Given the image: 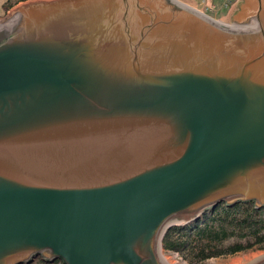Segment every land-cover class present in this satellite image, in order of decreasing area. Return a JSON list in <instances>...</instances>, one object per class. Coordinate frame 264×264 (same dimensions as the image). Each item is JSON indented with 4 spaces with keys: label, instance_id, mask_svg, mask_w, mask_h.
Returning a JSON list of instances; mask_svg holds the SVG:
<instances>
[{
    "label": "water",
    "instance_id": "obj_1",
    "mask_svg": "<svg viewBox=\"0 0 264 264\" xmlns=\"http://www.w3.org/2000/svg\"><path fill=\"white\" fill-rule=\"evenodd\" d=\"M221 20L180 0L0 18V264H168L170 226L264 206V0Z\"/></svg>",
    "mask_w": 264,
    "mask_h": 264
},
{
    "label": "trees",
    "instance_id": "obj_2",
    "mask_svg": "<svg viewBox=\"0 0 264 264\" xmlns=\"http://www.w3.org/2000/svg\"><path fill=\"white\" fill-rule=\"evenodd\" d=\"M25 0H14L13 3ZM10 0L4 5L13 4ZM164 251L178 254L187 264L264 247V206L251 201L220 203L197 219L170 226L160 241Z\"/></svg>",
    "mask_w": 264,
    "mask_h": 264
},
{
    "label": "rangeland",
    "instance_id": "obj_3",
    "mask_svg": "<svg viewBox=\"0 0 264 264\" xmlns=\"http://www.w3.org/2000/svg\"><path fill=\"white\" fill-rule=\"evenodd\" d=\"M7 1H9V0H0V18L5 16V14L10 9H12L13 7L19 5L20 3H23V1H21V2H17L14 4L13 3L14 0H10L13 4L6 9V8H4V5L7 3ZM183 1H186L189 6L197 7L199 9H203V6L199 3L198 0H183ZM218 3H219V0L209 1L208 4L214 5V8L216 9V11H215V13H213V12H210L208 10H205V13L207 15H211L214 17H220V18L226 16V14L228 13V9H226L224 7L218 8ZM161 251L164 254V256H169V254H174L176 257L175 259L177 261L184 262L181 258H179L178 254H176V253H173V252L171 253L170 251H164L162 248H161ZM263 254H264V247L261 249H252V250H247V251H243V252H238V253H235L233 255L210 258V259H207L204 262V264H236V263H239V262H241L245 259H248L250 257L263 255ZM185 264H187V263H185Z\"/></svg>",
    "mask_w": 264,
    "mask_h": 264
},
{
    "label": "built area",
    "instance_id": "obj_4",
    "mask_svg": "<svg viewBox=\"0 0 264 264\" xmlns=\"http://www.w3.org/2000/svg\"><path fill=\"white\" fill-rule=\"evenodd\" d=\"M199 3L203 6V9H199L197 7H194L195 9H197L198 11H200L201 13L207 15L205 13V10H208L210 12H213L215 13L216 9L214 8V5H211V4H208L209 1H212V0H198ZM237 0H219V3H218V8H226L228 9V12L229 10L231 9V7L233 6V4L236 2ZM208 17H210L212 20L216 21L217 23L223 25V26H233L231 23H227V22H224L221 20L220 17H214V16H211V15H207Z\"/></svg>",
    "mask_w": 264,
    "mask_h": 264
},
{
    "label": "bare ground",
    "instance_id": "obj_5",
    "mask_svg": "<svg viewBox=\"0 0 264 264\" xmlns=\"http://www.w3.org/2000/svg\"><path fill=\"white\" fill-rule=\"evenodd\" d=\"M233 28H238V26H232ZM161 255L164 258V260L168 263V264H185L184 262H179L177 261L175 258L174 254H169V256H164V254L162 253L161 249H160Z\"/></svg>",
    "mask_w": 264,
    "mask_h": 264
},
{
    "label": "crops",
    "instance_id": "obj_6",
    "mask_svg": "<svg viewBox=\"0 0 264 264\" xmlns=\"http://www.w3.org/2000/svg\"><path fill=\"white\" fill-rule=\"evenodd\" d=\"M181 2H183V3H186V4H188L186 1H183V0H180Z\"/></svg>",
    "mask_w": 264,
    "mask_h": 264
}]
</instances>
